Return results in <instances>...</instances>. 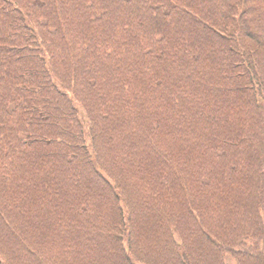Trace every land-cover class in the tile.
I'll return each instance as SVG.
<instances>
[{"label": "trees", "instance_id": "1", "mask_svg": "<svg viewBox=\"0 0 264 264\" xmlns=\"http://www.w3.org/2000/svg\"><path fill=\"white\" fill-rule=\"evenodd\" d=\"M0 264H264V0H0Z\"/></svg>", "mask_w": 264, "mask_h": 264}]
</instances>
